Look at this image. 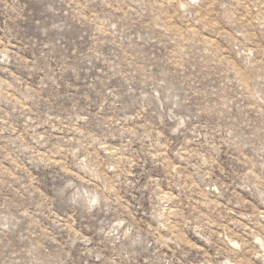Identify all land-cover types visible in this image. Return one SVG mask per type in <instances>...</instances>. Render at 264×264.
<instances>
[{
  "label": "rangeland",
  "instance_id": "1",
  "mask_svg": "<svg viewBox=\"0 0 264 264\" xmlns=\"http://www.w3.org/2000/svg\"><path fill=\"white\" fill-rule=\"evenodd\" d=\"M0 264H264V0H0Z\"/></svg>",
  "mask_w": 264,
  "mask_h": 264
}]
</instances>
